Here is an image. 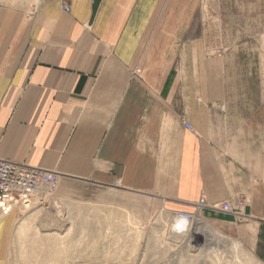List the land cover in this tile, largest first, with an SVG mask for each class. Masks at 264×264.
Here are the masks:
<instances>
[{
  "label": "crops",
  "instance_id": "obj_1",
  "mask_svg": "<svg viewBox=\"0 0 264 264\" xmlns=\"http://www.w3.org/2000/svg\"><path fill=\"white\" fill-rule=\"evenodd\" d=\"M243 1L219 46L184 0H0V157L148 190L172 213L243 200L201 216L254 227L264 259V0ZM17 216L0 219V264Z\"/></svg>",
  "mask_w": 264,
  "mask_h": 264
},
{
  "label": "rangeland",
  "instance_id": "obj_2",
  "mask_svg": "<svg viewBox=\"0 0 264 264\" xmlns=\"http://www.w3.org/2000/svg\"><path fill=\"white\" fill-rule=\"evenodd\" d=\"M244 5L242 0L183 2L186 10L194 9L191 24L197 27L196 35L209 25L219 46L222 40H235V10ZM168 148L166 164L171 162ZM237 205L224 213L238 215ZM12 210L18 216L8 264H264L255 251L254 227L246 237L240 227L220 228L193 212L188 213L195 214L189 230L176 235L169 224L186 212L172 213L148 190L129 189L120 181L100 185L62 179L55 192H35L22 204L0 211V219ZM21 222L25 229L16 237ZM261 241L264 245V234Z\"/></svg>",
  "mask_w": 264,
  "mask_h": 264
},
{
  "label": "built area",
  "instance_id": "obj_3",
  "mask_svg": "<svg viewBox=\"0 0 264 264\" xmlns=\"http://www.w3.org/2000/svg\"><path fill=\"white\" fill-rule=\"evenodd\" d=\"M64 12L69 13L71 7L64 5ZM186 129L192 131L189 123H184ZM62 180L59 172L42 167L33 166L26 162H19L0 157V211L5 213V207L18 206L31 194L39 191L55 192ZM242 205V203H240ZM207 205L205 197H202L196 206ZM10 209V208H9ZM224 211H230L229 204L222 206ZM187 216L189 219L193 214H178Z\"/></svg>",
  "mask_w": 264,
  "mask_h": 264
},
{
  "label": "bare ground",
  "instance_id": "obj_4",
  "mask_svg": "<svg viewBox=\"0 0 264 264\" xmlns=\"http://www.w3.org/2000/svg\"><path fill=\"white\" fill-rule=\"evenodd\" d=\"M242 205L240 204V206L238 205L237 207L239 208V209H241L244 205H245V201H243L242 200ZM224 204H229L230 205V207L232 208V210H230V211H234L235 209H234V207H233V204L231 203V202H228V203H223V204H217V205H206V206H204V207H198L197 206V211L195 212V214L197 213L198 215H199V213H201V211L203 210V209H205V208H209V209H211V210H221L222 212H230V211H224L223 209H222V206L224 205ZM9 206H6L5 207V210H4V212H7L8 210H9ZM195 214H193V216L189 219V221L190 222H194L195 221ZM179 215H176V217H178ZM24 229H25V225L23 226V224H22V222L21 223H19L17 226H16V228H15V231H14V236H16V237H19L20 236V233L22 232V231H24ZM189 230V229H188ZM187 230V231H188ZM176 235L178 234V233H175ZM180 234H185V232L184 233H179L178 235H180ZM257 263L258 264H260L258 261H257Z\"/></svg>",
  "mask_w": 264,
  "mask_h": 264
},
{
  "label": "clouds",
  "instance_id": "obj_5",
  "mask_svg": "<svg viewBox=\"0 0 264 264\" xmlns=\"http://www.w3.org/2000/svg\"><path fill=\"white\" fill-rule=\"evenodd\" d=\"M190 221L187 216L174 217L169 224V229L174 233H184L189 229Z\"/></svg>",
  "mask_w": 264,
  "mask_h": 264
}]
</instances>
